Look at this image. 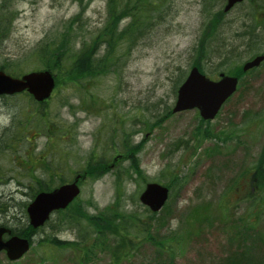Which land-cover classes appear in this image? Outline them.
<instances>
[{"label": "rangeland", "instance_id": "obj_1", "mask_svg": "<svg viewBox=\"0 0 264 264\" xmlns=\"http://www.w3.org/2000/svg\"><path fill=\"white\" fill-rule=\"evenodd\" d=\"M204 1L160 0L153 6L152 25L146 30V36L139 37L134 44L124 43L119 47L120 58L115 72L111 66L92 83L82 81L75 86L59 83L50 99L36 106L38 113L33 128L24 137H18L21 140L15 143L12 151L0 154V165L6 172L5 178H9L0 180V197H14L18 207L11 214L19 219L17 225L26 223L20 207L30 199L24 185L16 186L17 180L9 169L11 157L18 158L15 164L21 170L30 171L42 167V161L48 156L54 160L61 158V148L67 159L58 174L65 180L71 181L83 171L86 162H90L89 154L104 163L93 170L92 176L84 174L79 181L81 191L74 203H79L89 216L103 211L117 197L124 211L134 212L140 216H137L139 220L146 222L144 215L150 211L145 212L146 208L138 201L145 183L168 185L169 197L163 208L167 219L159 226L152 223V229L154 236L178 238L171 240V257L166 256L161 262L155 258L153 246L142 244L136 247L131 263L123 261V264H145L149 260L157 264H229L241 259L243 253L253 259L257 257L255 261L260 264L257 243L250 239L251 235L259 234V218L254 222L250 219L262 214L264 201H259L258 196L253 200L259 202L250 204L248 199L244 200L243 193L257 184L252 182L259 170V167H253L254 164H262L260 169L264 171V63L242 78L237 92L207 124L198 121L196 110L175 114L170 111L176 98L175 86L181 78L183 80L191 63L201 65L203 72L212 78L221 68L217 65L218 59L212 55L205 61L199 52H194L196 47L202 50L207 38L205 33L210 35L214 25L204 11L207 9ZM106 2L11 1L8 14L12 24L8 35L0 41V65L6 62L19 64L16 68L22 72L39 68L40 61L35 55L37 47L61 38L69 25L72 33L69 38H64V45L75 35V50L83 43L92 45L93 40L99 41V29L107 16ZM222 2L216 0L209 8L217 12L222 8ZM218 18L221 21V16ZM72 19L74 21L70 23ZM128 22L129 17L121 19L118 29H123ZM243 23V18L231 12L223 17L219 29L229 44L241 50L242 41L235 34L241 31ZM99 44L95 53L98 56L104 52V47ZM127 47L128 54L125 53ZM257 50V53L264 51V32L260 34ZM252 56L244 53L237 65ZM57 75L61 77V72ZM28 101L23 95L14 101L0 99V136L5 128L18 134L14 128L17 110L31 104ZM258 120L263 123L257 125ZM120 127L126 131V135L122 133L121 143L124 144L127 136L125 145L129 154L109 146L112 128ZM221 130L227 136L224 143L220 142ZM229 133L236 139L229 141ZM12 137L14 135L9 133L5 139ZM51 144H56V149L50 148ZM130 161L137 162L141 175L136 176L130 171V178L115 184L113 172L119 167L127 168ZM244 172L251 176L241 175ZM14 174L18 175L15 171ZM11 181L8 185L2 184ZM23 183L28 184V180ZM197 205L204 206L197 213H201L199 220L208 217L211 223L203 222L201 228L193 226L192 233L184 228H187L186 218ZM162 213L161 209L156 219ZM59 218L60 215L54 214L44 230L33 236L32 247L21 259L12 263L1 252L0 264H81L82 247H78L79 254L72 256L40 244L46 235L69 242L87 236L88 231L56 228ZM193 218L198 215L190 216L188 220L193 222ZM231 219L236 222L237 234L242 236V246H236L233 241ZM211 225L213 227H208ZM245 241L248 242L246 245ZM126 248L131 249L129 243ZM261 263L264 264L262 256ZM95 264H109V259L98 255Z\"/></svg>", "mask_w": 264, "mask_h": 264}, {"label": "trees", "instance_id": "obj_2", "mask_svg": "<svg viewBox=\"0 0 264 264\" xmlns=\"http://www.w3.org/2000/svg\"><path fill=\"white\" fill-rule=\"evenodd\" d=\"M11 1L13 0H0V41L8 35L11 28L12 19L8 14V4ZM159 1L160 0H107V16L102 28L99 29V41L93 40L92 45L83 43L80 48L75 50V35L71 40H69V44L64 45L62 43L64 38H69L72 33V26L69 25L65 28V32L62 34L61 38L52 43L48 41L45 43L43 42L44 44L41 43L37 47L35 55L40 61V65L38 66L39 68L37 69H47L53 73L56 78V85L61 83L74 86L76 83H80L82 81L92 83L94 80L103 76L111 66L112 71L115 72V68L119 63L120 58V55L117 54L119 47H121L124 43L134 44L135 40L138 41L139 37L142 38L146 36V30L152 25V18L154 16L153 6L155 4L157 5ZM204 2L207 4V9H204V11L207 14L208 20L214 23V29L212 27V33L210 35L205 33L207 38L202 45V50L196 47L194 52H199L201 57L205 58V61L209 60L210 55H212L214 58L218 59L219 62L217 65L221 66L220 70L227 73L235 71L232 74H239V66L235 65H237V61L243 56V54L253 55L258 52L257 45L260 43V34L264 32V0H245L243 3L235 6V8L231 11L235 12L238 18L244 19L243 24L245 25L242 24L243 26L241 27V31L235 34L242 41L240 44L242 50L233 44H229L228 39L223 37V33L219 30L225 14L221 9L216 12L209 8V6L211 7L212 4L216 3V0H206ZM78 16L74 19H77ZM218 16H221V21ZM127 17H129L128 24L123 29L119 30V21ZM217 18L218 22L216 23ZM74 19H72L70 23H73ZM98 44L99 47H104L103 54H100L99 56L95 54L96 51H98ZM210 46L212 51H210ZM128 51L129 48L127 47L125 53L128 54ZM18 65L19 64L6 62L0 65V70L11 76L18 77L23 73L21 70L16 68ZM192 65H198L200 69H202L201 65L198 63H191V66ZM58 71L61 72V77L57 75ZM181 82L182 78L175 86V94L177 87ZM19 95H23L28 98V102L31 101L32 105L29 103L31 107H29L28 104L18 108V120L15 121L14 128H26L30 131L33 128L34 120L36 119L38 113V108L35 107L37 106L35 105L37 103H34L31 96L27 93ZM18 96L3 98L14 101L15 99L17 100ZM91 96L93 97V95ZM42 117L43 115L41 118ZM196 131L200 132L198 129ZM9 132L14 131L5 129L0 136V154L2 152L8 153L14 148L11 145L12 139H5ZM122 133L126 135V131H123L122 127L117 129L112 128L109 146H116L122 151V153L129 154L130 151L127 150L128 146L125 145L127 143V140L125 141L127 136L124 138V144L121 143ZM18 135H20V133ZM14 136L16 137V134H14ZM52 145L53 144H51L50 148H53V150L56 149V147H54L56 144H54V146ZM60 153L62 154L61 158L54 160L51 157H47L43 160L42 167H38L35 170L33 169L30 171L24 168L21 170L19 166L15 164V161L17 162L18 158L11 157L12 167L9 169L13 171V175L17 180L16 186L19 187L20 185H24L26 189L29 190V192H27V197L30 200L38 192L52 190L53 188L66 182V180L58 173L66 163L67 156L65 155V151L61 150V148ZM88 158L90 162H86L82 174L92 176L93 170H95L96 167L104 166V163L100 159L96 161L91 154L88 155ZM22 161H24V158ZM129 164L130 165H128L127 168L119 167L118 169H115L113 172L115 175V184H120L125 178H130V171L136 176L141 175L137 162L130 161ZM261 165L262 164H254L253 166L259 167V170L255 172L257 173V177L255 176L254 180L256 179L257 184H259L258 189L264 190V171L260 169L262 167ZM3 168L4 167L0 165V180L4 179L2 176L6 174V172L3 171ZM14 171L18 175H15ZM26 179L28 180V184L23 183ZM173 181L176 182V179ZM10 183H12V181L2 184L8 185ZM26 205L27 203L25 202L20 207V211L26 219V223L17 225V223H19V219L15 215L11 214L13 210L18 207V204H15L14 202V197H0V225L9 227L12 234L31 239L32 242L33 236L40 234V232L44 230V226L34 229L28 225L25 213ZM201 208L203 209L204 206L197 205L192 208L188 218L190 216L193 217V215H198V218H193V222L186 218L187 228L184 229L192 231L193 233V226L199 228L203 222H207L209 224L211 223L208 217L199 220L201 213H197ZM65 211L68 212L65 213ZM145 212H148V210L146 209ZM162 212V215L157 216V219V213L149 212L144 215L146 222H143L138 219L137 216L139 215L134 212L127 213L124 211L122 205L119 204L117 197H115L114 201L103 211L91 216L87 215L85 211L82 210L79 203H72L65 210H60L55 213L56 215H60L58 224L55 227L59 229H77L79 232L88 231L87 236H80L78 240L69 242L60 241L52 235H46L44 239L40 240V244L53 251H66L72 256H75V253L79 254L78 247H82V256L79 255L81 264H88L94 260L93 264H95L98 255L101 254L109 259V264H123V261L131 263L132 254L135 250H137L136 247L142 244H150L154 247L155 258L162 262L163 259H166V256L170 258L173 253V248L170 244L171 240L172 242L178 240V238H171V236H154L152 223H156V225L159 226L167 219V217H164V209H162ZM167 216H169L168 212ZM230 222L231 226L234 228L235 234L236 222L233 219H231ZM208 227H213V225ZM241 242L242 239H239L237 245L242 246ZM126 243L130 244L131 249L126 248ZM132 244H135L136 246ZM258 251L259 256H261V253L263 254V248L258 247ZM241 259L245 261H241ZM241 259L229 262V264H254L249 262L250 258L245 253L241 255ZM145 264L157 263H153L152 260H149Z\"/></svg>", "mask_w": 264, "mask_h": 264}, {"label": "water", "instance_id": "obj_3", "mask_svg": "<svg viewBox=\"0 0 264 264\" xmlns=\"http://www.w3.org/2000/svg\"><path fill=\"white\" fill-rule=\"evenodd\" d=\"M241 1L227 0L224 11H228ZM263 60V55L256 56L246 62L242 70L245 72L257 67ZM236 86L235 77L221 74L219 80L212 81L202 75L197 67H192L185 81L178 88L172 112L197 109L202 119L211 120L225 100L236 91ZM53 88L54 78L47 70L30 72L19 78L10 77L0 71V95L27 91L36 101L41 102L50 96ZM78 179L79 176L71 183L38 193L26 208L29 225L34 229L41 227L54 211L65 209L79 195ZM168 193L167 187L148 183L139 196V202L151 212H158L166 203ZM4 235L8 238L3 239ZM29 248V239L11 235L9 228L0 226V253L4 252L9 261L20 259Z\"/></svg>", "mask_w": 264, "mask_h": 264}, {"label": "flooded vegetation", "instance_id": "obj_4", "mask_svg": "<svg viewBox=\"0 0 264 264\" xmlns=\"http://www.w3.org/2000/svg\"><path fill=\"white\" fill-rule=\"evenodd\" d=\"M250 125L252 124L250 123ZM243 196H245V199L249 200L250 204H255L259 201H264L263 200L264 191H254L253 189L246 190L244 191ZM258 196H259V201L258 200L254 201L253 199H256ZM263 207H264V202H263ZM258 218H259L258 225L260 226L259 234L257 236L251 235L250 239H254V241L257 243V246L263 248V253H264V211L262 212L261 215H253V217H251L250 220L251 222H254V221H257ZM250 228L252 230V227ZM236 237H237V241L239 239H242V236L240 234L236 235ZM261 256L264 257V254H262Z\"/></svg>", "mask_w": 264, "mask_h": 264}]
</instances>
